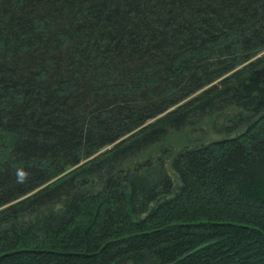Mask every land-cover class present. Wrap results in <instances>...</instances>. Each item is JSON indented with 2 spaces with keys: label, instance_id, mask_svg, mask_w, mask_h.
<instances>
[{
  "label": "trees",
  "instance_id": "obj_1",
  "mask_svg": "<svg viewBox=\"0 0 264 264\" xmlns=\"http://www.w3.org/2000/svg\"><path fill=\"white\" fill-rule=\"evenodd\" d=\"M0 264H264V0H0Z\"/></svg>",
  "mask_w": 264,
  "mask_h": 264
},
{
  "label": "rangeland",
  "instance_id": "obj_2",
  "mask_svg": "<svg viewBox=\"0 0 264 264\" xmlns=\"http://www.w3.org/2000/svg\"><path fill=\"white\" fill-rule=\"evenodd\" d=\"M209 139H214L213 137ZM184 141H186V136L183 134H169L167 137V144L171 147L172 153L176 152L177 150L180 149V147L183 146Z\"/></svg>",
  "mask_w": 264,
  "mask_h": 264
},
{
  "label": "clouds",
  "instance_id": "obj_3",
  "mask_svg": "<svg viewBox=\"0 0 264 264\" xmlns=\"http://www.w3.org/2000/svg\"><path fill=\"white\" fill-rule=\"evenodd\" d=\"M15 175L17 183H24L28 179L29 173L24 169H17Z\"/></svg>",
  "mask_w": 264,
  "mask_h": 264
}]
</instances>
